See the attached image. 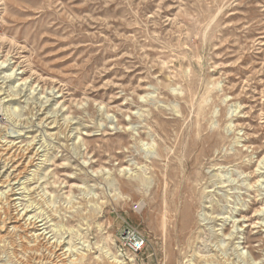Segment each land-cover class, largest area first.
<instances>
[{"label":"rangeland","instance_id":"obj_1","mask_svg":"<svg viewBox=\"0 0 264 264\" xmlns=\"http://www.w3.org/2000/svg\"><path fill=\"white\" fill-rule=\"evenodd\" d=\"M0 130L49 157L16 206L73 264H264V0H0Z\"/></svg>","mask_w":264,"mask_h":264},{"label":"bare ground","instance_id":"obj_2","mask_svg":"<svg viewBox=\"0 0 264 264\" xmlns=\"http://www.w3.org/2000/svg\"><path fill=\"white\" fill-rule=\"evenodd\" d=\"M7 97L9 98L8 95L5 98ZM15 100V97L13 98L11 96V98L7 99L5 102H12ZM45 110L46 108H39L33 113L32 117L37 120L35 127L37 129L43 128L44 134L55 140L57 144L64 142L65 145L61 146H63L65 150H68L67 142L71 141V138L66 132L70 131L72 124L68 123L66 126L62 125V127L55 121H49V117L44 112ZM28 124L29 122L24 123L23 125L25 126L20 129L30 128ZM73 130L75 134L80 131L78 127H75ZM1 137L2 131L0 130V140ZM77 145L79 146V144ZM78 146L76 148H78ZM39 153L38 149L34 151V147L31 144L17 147L16 145L5 144L0 141V188L11 186V190H8L9 192L5 194L4 198H0V257L5 255L8 257V260L12 261L14 264H73V261L69 260L63 251L64 244L61 245L58 242L51 243L42 233L36 234V231H39L38 228L41 226L38 225V223L41 221H36L37 218L34 219L30 217V215L27 216L28 213L32 211L28 210L31 205L33 203L40 205L42 198L41 196L39 198L34 197L36 193L33 188H30L31 183L45 181L47 177L46 173H41L46 168L49 157L42 160L39 166L35 163L39 160V157H41ZM35 167V171H32L31 169ZM22 179H24V181L20 184ZM15 185H17V188L22 186V190L26 191L29 196L31 205L25 206L23 212L18 210L16 206L17 199H15V196L21 193H17ZM254 204L255 203H253V205ZM182 217L184 224H188L189 212L187 210H183ZM242 218L244 222L248 223L250 226L255 224L256 218L254 217L247 218L246 215H244ZM193 262L194 264H230L229 259L223 260L217 253L204 259L194 257ZM114 263L124 264L121 261H116Z\"/></svg>","mask_w":264,"mask_h":264},{"label":"built area","instance_id":"obj_3","mask_svg":"<svg viewBox=\"0 0 264 264\" xmlns=\"http://www.w3.org/2000/svg\"><path fill=\"white\" fill-rule=\"evenodd\" d=\"M143 245H144L143 240L138 238V237H135L132 240L130 249H131L132 252L137 253V252H139L142 249Z\"/></svg>","mask_w":264,"mask_h":264}]
</instances>
